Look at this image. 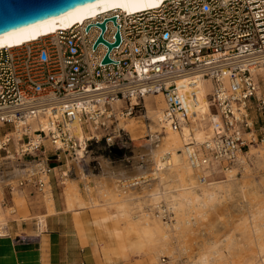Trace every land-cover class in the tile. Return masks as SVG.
Masks as SVG:
<instances>
[{"label": "built area", "instance_id": "2783aa9c", "mask_svg": "<svg viewBox=\"0 0 264 264\" xmlns=\"http://www.w3.org/2000/svg\"><path fill=\"white\" fill-rule=\"evenodd\" d=\"M109 15L115 22H104L101 37L113 42L118 30L119 40L107 51L108 61L101 62L107 49L100 41L92 47L99 33L95 22ZM263 60L264 0H163L136 12L98 13L82 23L1 46L0 160L13 146L21 158L43 160L41 171L47 176L33 171L14 184L7 182L8 193L25 185L42 191L53 167L45 143L55 162L61 153L70 155L78 145L75 124L84 134V148L102 140L107 148L125 149L131 139L117 120L145 118L143 96L148 93L160 92L161 120L179 129L188 108L196 105L192 88L198 75L209 80L204 97L210 136L185 150V157L192 167L223 172L246 157L257 139L250 111L264 103L254 72ZM178 82H186L189 89L182 93ZM30 120L36 123L31 134ZM7 130L19 134L17 148ZM189 141L186 145H194ZM208 176L200 173L196 178Z\"/></svg>", "mask_w": 264, "mask_h": 264}, {"label": "bare ground", "instance_id": "6f19581e", "mask_svg": "<svg viewBox=\"0 0 264 264\" xmlns=\"http://www.w3.org/2000/svg\"><path fill=\"white\" fill-rule=\"evenodd\" d=\"M162 1L160 0L159 3ZM110 2L127 3V0H110ZM146 2L148 0H145ZM138 8L144 9L146 7L144 3H141L138 5ZM117 9L129 12L124 8L110 7L109 3L103 2V0L75 6L55 16L0 34V47L15 44V40L17 39L26 41L29 40V36L36 38L41 34L52 32L57 28H67L73 24L82 23L90 17L93 18L98 13H109ZM54 20L57 23H53ZM49 29L54 30L50 31ZM254 72L263 76L264 79V60ZM195 79L196 81L192 89L195 92L196 105L188 108L189 116L187 121L181 122L179 129L173 130L168 126L167 122L161 120L162 106L164 104L162 105L161 103L160 106H154L149 103V99L161 96L160 92L148 93L143 96L146 117L151 120L146 131L148 137L144 141L139 142L142 131H138L133 127L132 151L134 156L130 165H111L109 159L100 156L98 157L100 165L98 175L89 172L90 175L98 178L96 180L94 179L95 177H92L98 184L96 189L98 197H101L103 204L107 206L108 210L114 213L113 220L116 221V225H121L119 231L116 230V232L117 237L121 236L123 239L122 249H126L132 257L149 255V261L153 264H155V260L157 259V253L161 249H168V235L174 234L182 238L192 235L195 231L193 229L195 228L193 227L194 224L197 221L207 218V214L211 212L210 209L218 204L221 198L234 191L235 187L242 197L246 195H244V186L248 182L243 180L238 181L233 173V169L223 170L227 178L225 180H198L196 178L197 175L200 173H208L210 175L211 171H214V168L192 167L186 160L185 150L195 147L199 142L210 136V129L206 121L208 103L204 97V93L209 89V87H206L209 80L204 77L200 78L199 75ZM178 84V88L182 93L189 89L186 82H178ZM131 117L120 118L117 120V124L123 127L124 120L130 119ZM35 126V121L30 120L29 134H31V129ZM73 131L78 137V145L70 155L65 154L62 165L67 175L68 171H73L74 175L83 182L84 189L87 191L88 187L85 178L88 176V173L86 171L87 169H84V163H87L88 159L84 155L87 150L84 148L83 143L84 134L78 124L73 126ZM6 135H12L16 147V137L19 134L10 130L7 131ZM189 139L194 141V145H186V143L190 142ZM45 144L47 145L48 143L46 142ZM247 153L253 154L256 160L261 159L264 156V144L260 147H254L252 144H249L248 149L245 151V154ZM9 154H6L0 160L1 174L5 168V160L8 158L11 159L6 164V169L0 175V186L4 181L5 183H12L18 177L27 176L33 171H37L41 176H44L41 171L44 163L43 160L38 162L32 161L28 163L29 165L20 167L14 163L16 156ZM244 157H239L237 165L244 162ZM17 159L21 158L18 157ZM140 162H143L144 165L140 164ZM53 169L54 167H52L51 172ZM66 174L64 175V181H62L60 189L63 208L70 210L78 206L83 207L87 205L79 191L77 183L72 178L70 179L69 175L66 176ZM6 176L10 178L7 182L5 180ZM44 178L47 179V176H44ZM46 184L47 182L41 193L44 195L43 198L47 210L44 214L36 216L39 231L45 226V216L54 211L53 197L50 190L46 187ZM137 188L145 194L144 196L149 198L150 201H148L149 204L151 203L149 206L151 207V211L148 213L142 212L134 218L132 216L131 206L134 203L136 204L135 201L141 198L139 196L141 193L138 195L134 193V190ZM146 197L144 198L147 199ZM161 203L169 213L173 214L172 223L165 222L160 217L162 216L161 211L164 210L161 207ZM141 208L139 207V209ZM135 209L137 207L133 210ZM153 209H156L159 214L156 215L152 211ZM13 210V208L10 209L11 212ZM240 218L239 223L237 222L234 228L238 229L240 227L244 236H251L249 238L255 242L257 249L256 253L258 255L256 256L257 258L259 256L260 262L264 264V199L249 205L246 213ZM7 219L5 211L1 210L0 235H3V232H5L2 230L1 225L6 224ZM223 234L221 239H217L211 243L204 242L200 244L196 255L192 257L189 264H214V261L217 262L223 255L225 256L224 251L229 253L234 244L233 233L228 231ZM255 263L252 261L251 264Z\"/></svg>", "mask_w": 264, "mask_h": 264}, {"label": "rangeland", "instance_id": "374dc122", "mask_svg": "<svg viewBox=\"0 0 264 264\" xmlns=\"http://www.w3.org/2000/svg\"><path fill=\"white\" fill-rule=\"evenodd\" d=\"M257 78H258V83H259L258 95L264 99V79H263V76H261L260 74L257 75ZM208 84L209 82L206 85L207 88L209 87ZM149 103H151L154 106H160L161 103L163 105L161 96L149 99ZM250 113L253 119L254 133L257 136L256 141L252 142L251 144L254 147H260L261 145L264 144V139L262 141L259 140V136L261 135L264 136V103L263 105H260L259 107L252 106ZM143 116H145V118L132 116L130 119L124 120L123 127L128 130L131 140L129 141L128 146L125 149H120L121 151L120 154H115L112 151H110V149L106 147V145L104 144L102 140H99L97 142L92 141L88 145L86 154H84L85 158L88 159L87 163H84V165L86 166V167L84 166V169H87V173H88V176L85 178L86 179L85 182L88 187L87 192H85L83 182L77 176L74 175L73 171L72 172L68 171L69 178L70 179L72 178V180L77 183L79 191L81 192V195L83 196V198L84 196L85 197L89 196L87 200L86 198H84L87 204L84 207L86 206L101 207V209L108 212L106 216L104 215L99 216L100 221L98 220V225L99 224L102 225L104 227V231L107 234L109 233L111 237L113 238V241L115 242H116L115 239L117 238V232L115 229H111L110 227L108 228L105 222L107 219H110V221L113 222V224H116L115 223L116 221L113 220L114 213L108 210L107 206L103 204V199L101 197H98L97 192H96V189L98 186L96 180L98 178L96 176L90 175L89 172L95 173L96 175H98L99 170H100L98 157L100 156L109 159L111 165H117V164H120L123 166L130 165L131 160L134 156L133 151H132V137L134 135L132 132L133 127H135L136 130L138 131H142L143 133V134L142 133L140 134L139 142L144 141V139L148 137V134L146 133V131L148 129V125L151 122V120L147 119L146 111H144ZM7 131H10V130H7ZM47 145L45 144V148H47L46 157L50 158L51 160L50 164L55 163L53 156L50 155V152H49L50 149ZM12 147L13 146H9V151H10L9 155L14 154L16 156L14 163L17 166L25 167L29 165L28 164L29 162L40 161V159H37L36 157L32 158L28 156V157L21 158L19 156V153L18 152L15 153ZM18 157H20L21 159H17ZM64 157H65V153L63 154L61 153V159L56 162L57 164H60L59 168L54 167V169L52 170L54 174H59L62 177L59 178L58 175H54L53 173L49 174V183H50V190L52 192V195L53 194L56 195V193L59 190L58 180H61L60 186H62V181H64V175L66 174L64 172V166L62 165ZM9 161H11L10 158L6 159L5 163L7 164ZM6 164H5L4 170L6 169ZM140 164L144 165L143 162H140ZM227 169L229 170L233 169V173L235 174V177L238 181L243 180V181L248 182V184H245L244 186V195L246 194L245 197H242V195L237 191L235 187V190H234L235 192L232 191L229 195H225L224 196L226 197L225 200H223L224 197L221 198L222 200L221 199L219 200L220 203L218 201V204H216L212 209H210L211 212H209L210 210L208 211L209 213L206 216L207 218L197 221L194 224L193 227L195 228L192 227L193 229H195L194 233L192 235L187 236L190 238H187V237L182 238L181 236H176L174 234H170L171 236L168 235V246L170 248L168 247V249H161V251L157 253L156 255L157 259L155 260V264H189V261L192 260V257L196 255V251L200 247L199 246L200 244L204 242L211 243L212 241L221 239L224 235L223 233H226L228 231H231L233 233V238L235 239V240L233 239L234 244L232 245V248L230 249L229 253L224 251L225 256L223 255L221 257L222 259L220 258L221 260L219 259L217 260V262L214 261V264H249L250 261H251L250 264L252 263V261H254V263L256 262L255 264H263L262 262H260L261 261L260 257L258 256L257 258L256 256L258 255L256 253L257 249L255 246V242L251 241L249 238L251 236L250 235L244 236L241 228L239 227L237 229V228H234V226L235 224H237V222L239 223L240 221L239 219H241L240 217L246 213L247 207L249 205H251L254 202H258L259 200L264 199V156L261 159L256 160L253 154L247 153L246 157H244L243 163H239L238 165L237 164L232 165L228 167ZM68 175L66 174V176ZM92 177L93 178L95 177L94 179L96 180H94ZM9 179L10 178H8V176L5 177L6 182L7 180L9 181ZM207 179L208 181H217V180H225L227 178L225 177L224 172L215 171V172H212L207 177ZM16 180L10 183L14 184ZM196 182L200 184V182H198L197 180ZM5 184L6 183L4 181V183H2L0 186V192H1L0 193V204L2 203L3 207L8 206L10 204L9 202H7L8 195L6 194L7 192L5 191L6 190ZM25 193L28 194L27 191H25ZM33 193L35 194L36 200L41 199L40 191L33 190ZM134 193L137 195L141 193L139 195L141 198H139L138 201L136 200L135 201L136 204L134 203L131 206L132 216L136 218V216H138L142 212L143 213L150 212L151 207L149 206L151 203L149 204V201H150L149 198L144 196L145 194L139 188L134 190ZM144 197H146L147 199H145ZM89 200H91L90 204H89ZM2 206H0V211L1 210L5 211V208H2ZM135 207H137V209L133 210ZM139 207L140 208L142 207V208L139 209ZM161 207H164L162 203H161ZM152 211L156 215L159 214V212L156 209H153ZM5 215H7L8 219H7L6 224L1 225L2 230L5 231L3 232V234L6 233V229H7L6 226H8V224L12 220L6 211H5ZM168 215L169 216L162 215L160 217L165 222L172 223L173 214L169 213ZM30 219H33V221H35L34 216ZM28 221L29 219L26 220L25 222H28ZM114 226L116 227V225ZM117 226H118V229H120L119 227H121V225H117ZM238 226L240 225L238 224ZM122 240L123 239L121 237L119 245L123 244ZM120 249L122 248L116 247L117 254H121ZM124 250H125V254H127L126 256H128L127 257L128 260L125 262L127 264H153L152 262L149 261V255L132 257L130 256V253L126 249ZM106 254L108 255V253ZM113 254L114 252L111 250V255ZM161 256H163V260H161L162 258Z\"/></svg>", "mask_w": 264, "mask_h": 264}, {"label": "crops", "instance_id": "0c3cea01", "mask_svg": "<svg viewBox=\"0 0 264 264\" xmlns=\"http://www.w3.org/2000/svg\"><path fill=\"white\" fill-rule=\"evenodd\" d=\"M60 184L61 180H58L59 190L52 195L54 211L45 216V226L40 231L36 216L47 210L43 193L41 199L36 200L33 187L25 185L11 194L6 188L10 204L3 207L1 203L0 206L12 220L6 226V233L0 235V264H127L125 250L120 249L122 256L116 252V247L123 246L119 245L121 236L115 242L104 227L98 225L99 216H106L108 212L101 207L88 206L65 210ZM46 185L50 190L49 179ZM84 198L87 200L88 197ZM33 216L35 221L30 219ZM105 222L108 228L119 231L110 219Z\"/></svg>", "mask_w": 264, "mask_h": 264}, {"label": "water", "instance_id": "95a60500", "mask_svg": "<svg viewBox=\"0 0 264 264\" xmlns=\"http://www.w3.org/2000/svg\"><path fill=\"white\" fill-rule=\"evenodd\" d=\"M94 1L98 0H0V34L55 16L72 7ZM107 19L113 23L115 22L114 15H109L101 19V21L95 22V25L99 27V33L92 43V47L98 41L106 46L107 50L101 62L108 61L107 51L111 46L117 44L119 40L118 30H115L113 34V42H107L102 39L101 32ZM85 28H88V24H86ZM109 149L115 154L121 153L117 147H109Z\"/></svg>", "mask_w": 264, "mask_h": 264}, {"label": "snow or ice", "instance_id": "6c2138e0", "mask_svg": "<svg viewBox=\"0 0 264 264\" xmlns=\"http://www.w3.org/2000/svg\"><path fill=\"white\" fill-rule=\"evenodd\" d=\"M103 2L109 3V6L113 7V8H124L128 11L136 12L138 10H142V9L138 8L139 4L144 3L146 8H152V7H155L160 2V0H148V2H146V3H145V0H127V3H115V2H110V0H103ZM53 23H57V21L54 20ZM49 30L52 31L54 29H49ZM32 38L33 37H31V36L28 37V39H32ZM21 42L22 41H20L18 39L15 40V43H17V44H19Z\"/></svg>", "mask_w": 264, "mask_h": 264}, {"label": "trees", "instance_id": "16d2710c", "mask_svg": "<svg viewBox=\"0 0 264 264\" xmlns=\"http://www.w3.org/2000/svg\"><path fill=\"white\" fill-rule=\"evenodd\" d=\"M55 164H57L56 162L55 163H51V165H55Z\"/></svg>", "mask_w": 264, "mask_h": 264}]
</instances>
